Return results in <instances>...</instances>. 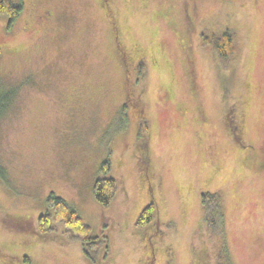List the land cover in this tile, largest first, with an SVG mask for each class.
I'll return each instance as SVG.
<instances>
[{
	"label": "rangeland",
	"instance_id": "1",
	"mask_svg": "<svg viewBox=\"0 0 264 264\" xmlns=\"http://www.w3.org/2000/svg\"><path fill=\"white\" fill-rule=\"evenodd\" d=\"M13 1L15 24L0 15V89L18 87L0 116V264H212L203 192L223 197L228 264H264V0ZM227 28L229 72L202 42ZM106 175L118 191L104 207ZM51 191L107 243L97 261L61 225L38 233Z\"/></svg>",
	"mask_w": 264,
	"mask_h": 264
},
{
	"label": "trees",
	"instance_id": "2",
	"mask_svg": "<svg viewBox=\"0 0 264 264\" xmlns=\"http://www.w3.org/2000/svg\"><path fill=\"white\" fill-rule=\"evenodd\" d=\"M24 9L23 2L13 0H0V15L8 19V28H11ZM202 42L214 52L218 64L225 70L231 71L232 63L238 59L240 51L236 33L227 28L221 32L207 34L202 37ZM232 65V66H231ZM144 63L138 67L139 74L142 72ZM18 87L0 89V116L8 110L17 94ZM142 133H140L141 135ZM139 135V136H140ZM110 160H105L102 169L109 172ZM0 177L8 180L6 167L0 162ZM118 191V180L113 176L97 178L93 192L96 199L107 207L111 204ZM222 195L218 192H203L201 202L203 206V226L206 230V240L211 244L214 252L212 264H228L226 245L222 244L223 236V208ZM47 210L37 218V230L42 236L50 235L62 227V234L68 240H77L83 243V251L90 260L97 261L102 248L108 249L99 235H93L90 225L62 196L51 191L47 196ZM157 207L155 203L148 204L140 213L137 224L146 225L156 218ZM202 226V224H201ZM202 228V227H201Z\"/></svg>",
	"mask_w": 264,
	"mask_h": 264
},
{
	"label": "flooded vegetation",
	"instance_id": "3",
	"mask_svg": "<svg viewBox=\"0 0 264 264\" xmlns=\"http://www.w3.org/2000/svg\"><path fill=\"white\" fill-rule=\"evenodd\" d=\"M46 12H47V14H48L49 16L52 14V11L49 10V9H47ZM45 16H46V15H45ZM188 16H189V13H188ZM46 17H47V16H46Z\"/></svg>",
	"mask_w": 264,
	"mask_h": 264
}]
</instances>
